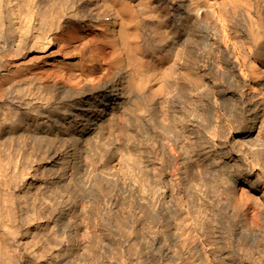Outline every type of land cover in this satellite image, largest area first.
Masks as SVG:
<instances>
[{
  "label": "bare ground",
  "instance_id": "6f19581e",
  "mask_svg": "<svg viewBox=\"0 0 264 264\" xmlns=\"http://www.w3.org/2000/svg\"><path fill=\"white\" fill-rule=\"evenodd\" d=\"M0 264H264V0H0Z\"/></svg>",
  "mask_w": 264,
  "mask_h": 264
}]
</instances>
